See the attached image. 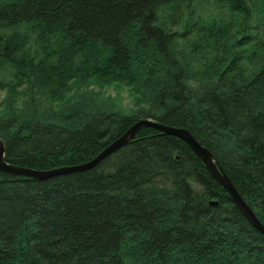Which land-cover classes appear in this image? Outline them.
<instances>
[{
    "label": "trees",
    "instance_id": "trees-1",
    "mask_svg": "<svg viewBox=\"0 0 264 264\" xmlns=\"http://www.w3.org/2000/svg\"><path fill=\"white\" fill-rule=\"evenodd\" d=\"M95 77L148 108H10L6 161L81 164L150 118L190 131L264 224V0H0V90ZM0 264H264V235L186 142L145 126L86 171L0 170Z\"/></svg>",
    "mask_w": 264,
    "mask_h": 264
},
{
    "label": "rangeland",
    "instance_id": "rangeland-1",
    "mask_svg": "<svg viewBox=\"0 0 264 264\" xmlns=\"http://www.w3.org/2000/svg\"><path fill=\"white\" fill-rule=\"evenodd\" d=\"M27 89L28 86L25 84L13 94L8 90H0V114H5L10 108L21 111L28 105L34 106V104L41 106V111H45L50 105L53 106H51L52 109L58 110L78 101L86 102V105L91 108L95 107L121 114H134L139 109L148 108L147 102L142 100L144 94L138 87L122 81L114 82L97 77L91 78L87 82L84 80L74 81L68 92L63 96L59 92L53 98L47 97L42 92H36V90L31 92ZM31 96H34L35 100ZM9 104L12 106L9 107Z\"/></svg>",
    "mask_w": 264,
    "mask_h": 264
},
{
    "label": "water",
    "instance_id": "water-1",
    "mask_svg": "<svg viewBox=\"0 0 264 264\" xmlns=\"http://www.w3.org/2000/svg\"><path fill=\"white\" fill-rule=\"evenodd\" d=\"M145 126L153 127L160 133L178 137L186 142L196 153V155L203 161L213 177H215L228 191L233 202L239 207V209L243 212L249 222L264 235V224L258 219L249 205L241 198L234 185L227 177L226 173L216 163L212 153L206 147L202 146L187 129L183 127L163 125L162 123H159L158 121L150 118H141L136 121L123 136L108 145L103 151H101L95 158L91 159L90 161L76 165H65L48 170H37L8 163L5 159L4 141L0 140V170L5 171L11 175H21L36 178L39 180L47 179L49 177L61 174L86 171L97 166L101 161H103V159L116 152L122 146L128 144L134 138L137 131Z\"/></svg>",
    "mask_w": 264,
    "mask_h": 264
}]
</instances>
